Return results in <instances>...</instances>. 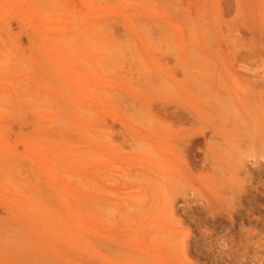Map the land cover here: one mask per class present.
I'll list each match as a JSON object with an SVG mask.
<instances>
[{
    "label": "rangeland",
    "instance_id": "obj_1",
    "mask_svg": "<svg viewBox=\"0 0 264 264\" xmlns=\"http://www.w3.org/2000/svg\"><path fill=\"white\" fill-rule=\"evenodd\" d=\"M231 76L264 103V0H0V264H264L260 199L229 222L205 138L159 137Z\"/></svg>",
    "mask_w": 264,
    "mask_h": 264
},
{
    "label": "bare ground",
    "instance_id": "obj_2",
    "mask_svg": "<svg viewBox=\"0 0 264 264\" xmlns=\"http://www.w3.org/2000/svg\"><path fill=\"white\" fill-rule=\"evenodd\" d=\"M231 77H233V78H231ZM231 77H230V79H228L227 77H226L227 79L226 78L224 79L222 77L221 78L220 77L219 78L207 77L208 78L207 79V109H206L207 114L202 113V115L205 114L207 116V124H206L207 126L203 125L204 123L202 125H200V123H201L200 122L199 126H194V127L191 126L190 128L189 127L188 128L183 127L184 129L181 130V128H180L179 131H174V130L171 131V130H169V128L163 129V128H167V127L160 126L161 127L160 129H162V130L159 129L160 130L159 131V137L161 134V140H162L163 145H164L163 147H165L167 150L170 149L172 151V153H173V151L174 152L176 151V150H172V149L173 148L177 149L176 145L178 144V142H179V144L180 143L183 144L185 147L186 143H188L189 139L191 137H193V135H201L203 138H205L206 143H207V152L205 151V158L204 159H205V161H208L207 159H210V162H212V163L209 162L208 165L214 166V168L213 167L210 168V171L212 169L211 173L215 172L214 175H216V177L215 176L212 177L213 180H209L210 177L213 175V173H212V175L210 176V173H209V177L207 180L212 181L211 183H214L216 180V182H217L216 184L219 187V190H218V188L215 190V188L211 187V186L216 187L215 183H214L215 185H211V186L209 185L210 188H212V190L214 189L213 190L214 192L212 191L211 193L213 196H215L214 194L217 193V190L221 191L222 194L225 193L224 197H226V198H224L225 201L223 200L224 202H222V203L223 204L226 203V207L228 209L223 204H221V203H220L221 205L219 204V202H221L223 199V197H221L220 195L217 194L218 198H220L221 201H219L218 198H216L218 201V202H216L215 198L213 197L215 200L214 202L216 204L218 203L219 206L222 207V205H223V207L226 208V209H224V208L219 207L221 209L227 210V212H225V211H222V212H224V214L227 213L228 217L230 218V219H228V217H227V219L231 220L229 222L234 223L233 221L237 218V216L235 214H237L236 212H237L238 207L243 204V202H242L243 199L246 198L245 199L246 201L244 204H246V203L248 204L249 201L252 202V199L254 201L256 198H258V199H256L255 202L257 203V201L260 199L258 202L261 201V203L264 205V202H262V197L261 198L258 197L259 196L258 193H263V191H264V180L261 177L262 175L261 176L259 175V174H262L264 172V171L261 173L259 172L260 170H262L264 168L263 167L262 169H260V167L264 166V108H263L264 103L263 104L261 103L260 104L261 106H259V103L263 102V100L259 99L260 100V101L258 100L259 102L256 101V99L259 98L256 95L258 94L257 92H260V90H259L260 88L258 86L259 85L258 82L259 81L261 82L260 79L256 78L259 80L258 81L255 78L251 79V77L245 78V76L242 77V79H235L236 76H235V78H234V76H231ZM262 84L260 85L261 88L263 87ZM254 86H256V88L252 89L251 87H254ZM250 88L252 90H250ZM257 88H259L258 91L255 90ZM250 91L256 92V95H254L255 100L252 97L253 96L252 94H255V92L250 94ZM260 94H259V96L261 98ZM262 96H263V94H262ZM185 113H187V112L185 111ZM188 114H189V111H188ZM199 117H200V114H199ZM142 131L143 132L140 131V133H137V134H139V137H141L144 134V130H142ZM156 131H157V129H156ZM145 133H146V131H145ZM208 154H209V158L207 157ZM210 157H212V158H210ZM166 166H168V165H166ZM169 169H170V167H169ZM213 170H215V171H213ZM166 171H168V170H166ZM167 174H169V172H167ZM263 177H264V175H263ZM214 178H216V179L214 180ZM254 178H255L256 182L254 181ZM257 178H258V181L256 180ZM167 179L165 178V180H167ZM168 182H169V180H168ZM165 183H166V181H165ZM163 187H164V184H163ZM218 193L221 194L220 192H218ZM256 193H257V195H256ZM217 195H216V197H217ZM227 195H228V197H227ZM248 195L251 198H249ZM263 195H264V193H263ZM192 197H194V196H192ZM249 205H250V203H249ZM242 206H245V205H242ZM242 206H240V208ZM245 207H242V208H244L243 211L247 210L246 209L247 207L246 208ZM255 207L256 206L248 207V211H250L249 209H251V208H253V211H254ZM207 208H208V206H207ZM215 209H217V208H215ZM213 211H215V212H213ZM213 211L211 210V212L216 213V210H213ZM248 211H246V212H248ZM255 211H256V209H255ZM209 212H210V210H209ZM217 212L220 213V211H218V210H217ZM239 213H238V215L241 216V212H239ZM249 213H250L249 220H252L253 216H256V215L259 216L258 214L260 213V211H259V213L257 212L256 215H255L256 212H249ZM252 213L254 214L253 216H252ZM214 215H216V214H214ZM227 215L225 214V216H227ZM234 215L236 216V218L234 217ZM233 217L235 219H233ZM250 217H251V219H250ZM260 218H262V217H260ZM247 219H248V216H247ZM253 219H255L254 221H256V219L258 222L260 221L259 217H257V218L254 217ZM238 220H241V219H238ZM254 221H247V222H249V223H247V225L248 224L250 225V226L248 225L247 228L251 227V225L255 228L256 226H254V225H256V224H254V223H253L254 225L252 224V222H254ZM262 221H264V220H262ZM236 222H238V221H236ZM250 222H251V224H250ZM258 222H257V225H259V228H258V226H257V228L261 231V228H260L261 221H260V223H258ZM238 224L239 225L242 224V226H244V230H245L246 227H245V225H243V223L241 221H239ZM262 224H263V228H264V222H262ZM228 227H227V229H228ZM261 227H262V225H261ZM241 228L242 227H239V229L241 230V231L240 230L239 231L241 233H243L242 232L243 228L242 229ZM258 229L257 230L252 229L255 232L254 233L255 236L257 235V233H259L260 235L262 233H264L263 230H262L263 232L261 231L262 233H260V231ZM224 230H226V229L224 228ZM255 230L259 231V232H256ZM226 231H225L226 233H231L230 230H226ZM249 231H246V233L250 237V235H252V233H251V230H249ZM244 234L242 236H244ZM227 235H229V234H227ZM262 235H264V234H262ZM229 236H231V235H229ZM245 236H247V235H245ZM252 237H254V236L252 235Z\"/></svg>",
    "mask_w": 264,
    "mask_h": 264
}]
</instances>
